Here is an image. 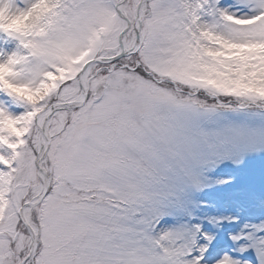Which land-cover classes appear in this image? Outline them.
<instances>
[{
    "label": "snow or ice",
    "instance_id": "6c2138e0",
    "mask_svg": "<svg viewBox=\"0 0 264 264\" xmlns=\"http://www.w3.org/2000/svg\"><path fill=\"white\" fill-rule=\"evenodd\" d=\"M0 264H264V0H0Z\"/></svg>",
    "mask_w": 264,
    "mask_h": 264
},
{
    "label": "rangeland",
    "instance_id": "374dc122",
    "mask_svg": "<svg viewBox=\"0 0 264 264\" xmlns=\"http://www.w3.org/2000/svg\"><path fill=\"white\" fill-rule=\"evenodd\" d=\"M259 162L257 161L255 163V166L258 167ZM228 170H225V174H227ZM222 191H231L230 189H222ZM195 193H191L190 197H195ZM200 199H208V200H214L213 194H208L206 196L199 197ZM238 199V198H237ZM237 199H234L232 202L224 203L221 202L218 205H214L213 208L216 212H218L221 215H239L241 216L242 223L245 221H255L258 215V210L255 208H252L248 205L241 204L237 202ZM213 210V209H210ZM239 228V226H235L232 230L235 231ZM227 231V229H226ZM220 243L222 245H227L229 241L227 240V237L225 235H221L220 237Z\"/></svg>",
    "mask_w": 264,
    "mask_h": 264
}]
</instances>
